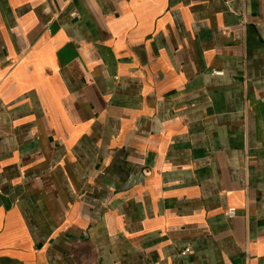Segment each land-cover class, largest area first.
Instances as JSON below:
<instances>
[{"label": "crops", "instance_id": "obj_1", "mask_svg": "<svg viewBox=\"0 0 264 264\" xmlns=\"http://www.w3.org/2000/svg\"><path fill=\"white\" fill-rule=\"evenodd\" d=\"M0 264H264V0H0Z\"/></svg>", "mask_w": 264, "mask_h": 264}, {"label": "built area", "instance_id": "obj_2", "mask_svg": "<svg viewBox=\"0 0 264 264\" xmlns=\"http://www.w3.org/2000/svg\"><path fill=\"white\" fill-rule=\"evenodd\" d=\"M235 210L234 209H229L224 213V216L227 219H231L233 217H235ZM193 254V250L191 247L186 248L183 252H182V256H187V255H192Z\"/></svg>", "mask_w": 264, "mask_h": 264}]
</instances>
